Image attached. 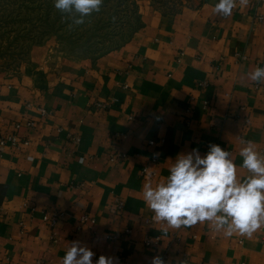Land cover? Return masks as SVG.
<instances>
[{
  "label": "crops",
  "instance_id": "0c3cea01",
  "mask_svg": "<svg viewBox=\"0 0 264 264\" xmlns=\"http://www.w3.org/2000/svg\"><path fill=\"white\" fill-rule=\"evenodd\" d=\"M218 2L150 10L126 44L97 58L48 43L17 72L0 70V139L29 142L0 148V264H62L77 240L94 252L93 264L101 255L114 264L155 256L165 264H264V227L251 238L226 237L207 222L172 229L154 222L143 199L144 186L166 181L180 153L203 156L220 145L238 182L252 175L240 166L242 140L264 157V83L248 76L264 67V1L237 0L228 17L215 13ZM145 167L152 174L144 177ZM85 215L96 223L79 230ZM147 236L160 237L159 247H147Z\"/></svg>",
  "mask_w": 264,
  "mask_h": 264
},
{
  "label": "clouds",
  "instance_id": "9594fccd",
  "mask_svg": "<svg viewBox=\"0 0 264 264\" xmlns=\"http://www.w3.org/2000/svg\"><path fill=\"white\" fill-rule=\"evenodd\" d=\"M246 2L239 0L241 5ZM53 4L80 25L85 17L100 11L103 0H53ZM236 7L237 0H219L214 11L220 17H228ZM248 76L253 82L264 83V67L257 66ZM241 143L246 146L239 153L240 166L252 173L243 182L237 180V165L230 159L231 153L220 145H209L203 156L198 149L178 154L166 181L155 188L146 184L142 189L154 222L172 229L193 228L207 222L212 230L223 231L226 237L239 233L251 238L264 227V157L252 141ZM94 255L80 241H72L62 264H93ZM95 264H114V258L101 255ZM151 264L165 261L155 256Z\"/></svg>",
  "mask_w": 264,
  "mask_h": 264
},
{
  "label": "rangeland",
  "instance_id": "374dc122",
  "mask_svg": "<svg viewBox=\"0 0 264 264\" xmlns=\"http://www.w3.org/2000/svg\"><path fill=\"white\" fill-rule=\"evenodd\" d=\"M200 2L103 0L99 12L75 25L73 17L54 8L53 0H0V70L17 72L28 63L34 47L48 43L60 53L100 57L126 44L143 27V16L148 11L176 14Z\"/></svg>",
  "mask_w": 264,
  "mask_h": 264
},
{
  "label": "built area",
  "instance_id": "2783aa9c",
  "mask_svg": "<svg viewBox=\"0 0 264 264\" xmlns=\"http://www.w3.org/2000/svg\"><path fill=\"white\" fill-rule=\"evenodd\" d=\"M260 1H264V0H260ZM260 20L262 22H264V17H260ZM246 57H242V60H245ZM208 105V104H207ZM96 106L98 108H107L108 105L107 104H102V103H98L96 104ZM44 113L46 114V112L44 111ZM28 126L30 128H34L35 127V124L33 122H29L28 123ZM21 125H17V129H20ZM77 141H79V139H77ZM24 144V145H29V142H21L19 136L17 135H12L10 137H8L7 139H0V148L3 149L7 146H12V147H19L20 144ZM150 145H154V142H151ZM119 157L121 158H126L125 155H120ZM116 157L115 156H112L111 157V160L114 161L116 160L115 159ZM153 163H158L159 159L158 158H154L153 160ZM83 162V160H82ZM152 174L149 169L147 167H145L142 171V176H147V175H150ZM155 176V174L153 175ZM114 208L116 211L118 212H121L125 209V203L123 200L121 199H116L115 202H114ZM60 215H56V219H54L52 221V226L55 228L56 227V223H57V219L59 218ZM96 223V220L95 219H92L91 217H89L88 215H85L82 220L80 221V227H79V230H81L84 226H87V225H91L93 226L94 224ZM148 224L151 223V221H147ZM131 231L130 230H127L125 231V235L127 234H130ZM122 233H119L117 235H112L109 237L110 240L114 241V240H117L118 238L122 237ZM161 243V238L160 237H152V236H147L146 239H145V245L147 247H151V248H157L159 247ZM240 243H243V239L240 240Z\"/></svg>",
  "mask_w": 264,
  "mask_h": 264
}]
</instances>
